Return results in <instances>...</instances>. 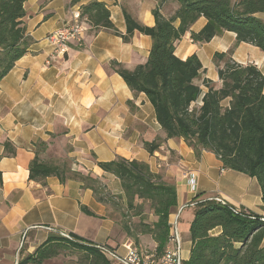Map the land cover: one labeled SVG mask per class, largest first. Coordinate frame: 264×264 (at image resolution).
<instances>
[{"label":"crops","instance_id":"1","mask_svg":"<svg viewBox=\"0 0 264 264\" xmlns=\"http://www.w3.org/2000/svg\"><path fill=\"white\" fill-rule=\"evenodd\" d=\"M91 1L72 5V0H28L24 5L23 25L33 42L0 81V264H18L61 234L97 247L106 245L120 256L126 253L123 245L129 238L118 219L109 215L107 205L97 201L90 189L74 181L61 184L54 177L42 183L29 180L27 165L33 158L34 144L48 142L51 134L62 133L63 138L71 139L79 161L99 179L107 180L114 196H122L120 183L102 172L97 162H109L118 156L144 162L153 173L171 178L177 207L169 223L176 224L182 263L190 256L189 227L195 199H214L236 210L264 215L255 178L224 169L210 152L204 151L197 160L182 139L166 140L145 95L131 92L109 67L112 61L128 70L144 64L151 49L148 36L135 32L131 41L124 43L120 37L87 25L80 43L70 42L63 57L53 54L47 37L71 22L73 15H80V7ZM95 1L106 4L111 22L121 33L125 32L123 10L139 24L154 26L152 10L157 0ZM175 8L166 4L161 11L168 16ZM205 22L200 18L191 31L198 32ZM247 46L236 45L235 35L229 32L201 45L186 34L175 43V55L184 60L195 54L205 70L203 78L219 87L215 53L232 50L231 58L239 64L264 65V54L258 49L253 47L259 52L256 56L244 55ZM263 69L259 70L264 75ZM5 142L16 148V157L4 155ZM147 142L158 144V150L149 154L144 148ZM185 171L195 181L194 191L182 178ZM138 248L154 254L156 244L150 236H140ZM169 248L174 250L176 245L172 242Z\"/></svg>","mask_w":264,"mask_h":264},{"label":"trees","instance_id":"2","mask_svg":"<svg viewBox=\"0 0 264 264\" xmlns=\"http://www.w3.org/2000/svg\"><path fill=\"white\" fill-rule=\"evenodd\" d=\"M27 1L0 0V81L33 42L23 25ZM82 1L72 0V5ZM157 2L152 10V27L139 24L123 10L125 32L121 33L111 22L106 4L95 0L80 7V19H85L95 31H107L124 43H129L135 32L150 38L151 49L144 64L128 70L112 61L109 67L131 92L145 95L166 140L182 139L197 160L204 151L210 152L224 169L255 178L261 189L264 212V75L253 64L235 62L231 50L215 53L213 62L220 82L216 87L203 78L205 70L195 54L184 60L175 55V43L186 34L193 43L201 45L226 32L235 35L236 45L244 43L264 54V20L259 17L264 15V0ZM166 4L176 5L168 16L161 11ZM200 18L205 19V25L198 32L191 31ZM46 143L39 140L34 148L43 149ZM144 148L153 154L159 145L147 142ZM31 154L33 158L27 165L29 180L42 183L54 177L61 184L74 181L83 189H90L100 203L119 210L114 198H105L97 189L94 179L91 185L84 182L89 178L79 173L65 177L63 170L68 168L63 165L65 162H43L38 151ZM4 155H17L10 142L4 143ZM96 166L118 179L122 196L116 199L123 200L127 212H134L131 218L139 219L136 225L130 218L120 223L129 241L138 248L139 237L150 236L156 244L154 256L161 257L169 247V217L177 207L175 185L166 182L163 175L153 173L148 164L136 160L117 156L109 162H97ZM145 205L147 211H143ZM192 207L194 217L189 227L192 246L188 260L182 264H264V215L236 210L214 199H195ZM81 210L92 215L85 207ZM144 214L152 219L148 220ZM217 230L219 233H215ZM102 247L112 250L106 245ZM63 249L86 255L88 264L112 263L97 246L69 235L50 238L18 264H44L61 255Z\"/></svg>","mask_w":264,"mask_h":264},{"label":"rangeland","instance_id":"3","mask_svg":"<svg viewBox=\"0 0 264 264\" xmlns=\"http://www.w3.org/2000/svg\"><path fill=\"white\" fill-rule=\"evenodd\" d=\"M232 1L236 2L239 0H232ZM259 17L264 20V15H259ZM81 22H83V24L85 26V32H86L87 25H89V24L85 21V19L81 20ZM246 49L247 50L245 51L244 55L248 56L249 58H251V56H256L257 53H259V52H256V50H253L254 48L251 46H247ZM263 67H264V65L263 66L260 65L258 68L263 69ZM263 71H264V69H263ZM47 143L45 145V148H43V149H42V147H39V146L33 148V150L38 151V154L40 155V159L43 162H51V161L52 162H60V161L65 162L63 165H67V167H68L65 170H63L65 177L73 176L74 174L79 173L83 177L89 178V181L85 180L84 182L86 184H91V185L93 184L91 182V180L94 179L97 182V183L95 182V185H98L97 189H100L103 192L104 197L107 199H110V197L114 198L113 200L116 201L114 205H118L120 207L118 210V209H116V207H114L111 204L107 205V208L109 210V215L112 216L113 218L118 219L119 223H122L124 221L127 222L130 218L131 223L133 222L134 225L138 224V222H139L138 218H131V215L134 212H132V211L127 212L126 208L124 207L123 200H119V198L117 200L116 199L117 196H114L108 190V188H111V187H108V186H111L110 183L105 179H103V180L99 179L95 175L93 170L89 169L88 167H85L79 161L77 155H75L73 153L74 147L72 146L71 139L63 138V134L59 133V134L50 135ZM42 150H43V152H41ZM91 156L93 157V155H91ZM59 164H62V163H59ZM185 172H188V171H185ZM166 180H168L166 182H169V181L172 182L171 178H169V177L166 178ZM147 210H148V205H145L143 207V211H147ZM186 210H188V209H186ZM123 213H125L126 216L123 217V215H124ZM127 215H130V216H127ZM144 215L146 217H148V220L152 219V217H150L149 215H147V214H144ZM67 255H69V258L67 257ZM69 259H71V260H69ZM69 263H72V264H88V260L86 259V255H84L82 253H76L73 250L70 251V249L67 251H66V249H63L61 256L58 257L56 261L48 262V264H69Z\"/></svg>","mask_w":264,"mask_h":264},{"label":"built area","instance_id":"4","mask_svg":"<svg viewBox=\"0 0 264 264\" xmlns=\"http://www.w3.org/2000/svg\"><path fill=\"white\" fill-rule=\"evenodd\" d=\"M84 34L85 26L83 22H81L80 15L75 14L73 15V20L71 22L65 24L60 29L51 33L47 37V41L53 48V54L55 56L63 57L68 51L67 45L70 42L80 43L83 40ZM182 178L187 180L192 190L194 191L195 181L193 180L190 173L183 172ZM61 236L69 238V235L66 234H61ZM172 242L176 245V248L173 250L168 247L165 253L159 258H156L154 254L148 251L137 248L131 241H128V243L123 245L124 249L126 250L124 256L118 255L113 250L108 251L102 246L98 248L109 256L111 262H117L121 264H182L180 257V239L175 223L173 225L170 224L169 245Z\"/></svg>","mask_w":264,"mask_h":264},{"label":"bare ground","instance_id":"5","mask_svg":"<svg viewBox=\"0 0 264 264\" xmlns=\"http://www.w3.org/2000/svg\"><path fill=\"white\" fill-rule=\"evenodd\" d=\"M263 57H264V55H263Z\"/></svg>","mask_w":264,"mask_h":264},{"label":"water","instance_id":"6","mask_svg":"<svg viewBox=\"0 0 264 264\" xmlns=\"http://www.w3.org/2000/svg\"><path fill=\"white\" fill-rule=\"evenodd\" d=\"M264 220V219H263Z\"/></svg>","mask_w":264,"mask_h":264}]
</instances>
